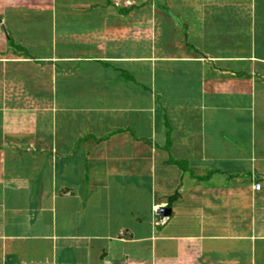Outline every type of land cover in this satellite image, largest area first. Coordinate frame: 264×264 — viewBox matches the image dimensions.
<instances>
[{
  "label": "crops",
  "instance_id": "1",
  "mask_svg": "<svg viewBox=\"0 0 264 264\" xmlns=\"http://www.w3.org/2000/svg\"><path fill=\"white\" fill-rule=\"evenodd\" d=\"M0 264H264V0H0Z\"/></svg>",
  "mask_w": 264,
  "mask_h": 264
},
{
  "label": "water",
  "instance_id": "2",
  "mask_svg": "<svg viewBox=\"0 0 264 264\" xmlns=\"http://www.w3.org/2000/svg\"><path fill=\"white\" fill-rule=\"evenodd\" d=\"M161 212L163 213V215H165V217H169L171 214L170 209H162Z\"/></svg>",
  "mask_w": 264,
  "mask_h": 264
},
{
  "label": "built area",
  "instance_id": "3",
  "mask_svg": "<svg viewBox=\"0 0 264 264\" xmlns=\"http://www.w3.org/2000/svg\"><path fill=\"white\" fill-rule=\"evenodd\" d=\"M261 188H262V186H261L260 183H257V184H255V186H254V190H255V191H260Z\"/></svg>",
  "mask_w": 264,
  "mask_h": 264
}]
</instances>
